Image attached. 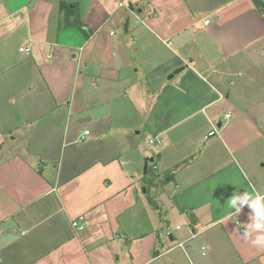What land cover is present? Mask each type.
Masks as SVG:
<instances>
[{
	"label": "crops",
	"instance_id": "0c3cea01",
	"mask_svg": "<svg viewBox=\"0 0 264 264\" xmlns=\"http://www.w3.org/2000/svg\"><path fill=\"white\" fill-rule=\"evenodd\" d=\"M64 1L0 0V264H264L261 9Z\"/></svg>",
	"mask_w": 264,
	"mask_h": 264
},
{
	"label": "trees",
	"instance_id": "16d2710c",
	"mask_svg": "<svg viewBox=\"0 0 264 264\" xmlns=\"http://www.w3.org/2000/svg\"><path fill=\"white\" fill-rule=\"evenodd\" d=\"M256 6L261 9V11L264 14V0H254ZM60 5V10H64L65 7H68L70 9V5L67 4L64 0H60L59 2ZM62 26H77L80 29H82L83 32L86 33V27L85 25L81 22L79 15L77 13V10L73 9L71 13L66 17L64 20H60V27ZM183 165H177L173 169H169L163 173L158 172L157 170L155 171L156 178H158L161 182H168L172 181L175 178V174L178 172V170L182 167ZM157 169V167H155ZM154 179H148L146 182V186L149 187V185L152 186Z\"/></svg>",
	"mask_w": 264,
	"mask_h": 264
},
{
	"label": "clouds",
	"instance_id": "9594fccd",
	"mask_svg": "<svg viewBox=\"0 0 264 264\" xmlns=\"http://www.w3.org/2000/svg\"><path fill=\"white\" fill-rule=\"evenodd\" d=\"M238 200L240 201V204L243 205L250 202V196L247 192L243 197L233 196L229 199V206L231 208L236 207ZM262 201H264V196L256 194V198L254 200H251L250 202V206L254 209L256 213V218L258 222L255 224V227L257 229L264 228V203H262ZM236 210L237 212H239L240 208L237 207ZM249 227L252 226L249 225ZM253 243L255 245H264V235L257 236L256 240L253 241Z\"/></svg>",
	"mask_w": 264,
	"mask_h": 264
},
{
	"label": "built area",
	"instance_id": "2783aa9c",
	"mask_svg": "<svg viewBox=\"0 0 264 264\" xmlns=\"http://www.w3.org/2000/svg\"><path fill=\"white\" fill-rule=\"evenodd\" d=\"M206 23H209V20L206 21ZM29 49V47L27 48V50ZM89 131H85V134H88ZM216 133V131L212 130L209 132V135H214ZM82 139V138H81ZM151 143L152 144H160L161 143V140L160 139H152L151 140ZM84 220V217L83 216H80L78 219H75L72 221V224L78 228V229H83V226L80 225V222ZM182 246L184 247V245L182 244ZM185 248V247H184Z\"/></svg>",
	"mask_w": 264,
	"mask_h": 264
},
{
	"label": "water",
	"instance_id": "95a60500",
	"mask_svg": "<svg viewBox=\"0 0 264 264\" xmlns=\"http://www.w3.org/2000/svg\"><path fill=\"white\" fill-rule=\"evenodd\" d=\"M183 68H184V67H181V68H179V69H176V70L174 71V73H172V74L170 75V77H169V78H172V77L174 76V74H176V73L180 72L181 70H183ZM151 160L153 161L154 159H153V158H151Z\"/></svg>",
	"mask_w": 264,
	"mask_h": 264
},
{
	"label": "rangeland",
	"instance_id": "374dc122",
	"mask_svg": "<svg viewBox=\"0 0 264 264\" xmlns=\"http://www.w3.org/2000/svg\"><path fill=\"white\" fill-rule=\"evenodd\" d=\"M82 1H83V0H82ZM85 6H86V4H85ZM77 13H78V15H80V14H79V9L77 10Z\"/></svg>",
	"mask_w": 264,
	"mask_h": 264
}]
</instances>
